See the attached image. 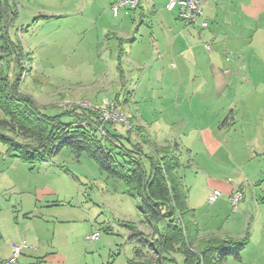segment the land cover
<instances>
[{"label":"rangeland","instance_id":"rangeland-1","mask_svg":"<svg viewBox=\"0 0 264 264\" xmlns=\"http://www.w3.org/2000/svg\"><path fill=\"white\" fill-rule=\"evenodd\" d=\"M251 1L245 0V13ZM9 5L17 10L18 15L14 20L9 19L11 14L0 20V35L5 34L12 41L18 40L24 51L23 72L19 78L22 92L47 107L45 113L48 115H58L70 106L97 107L108 115L107 120L119 124L122 134L127 133L126 129L136 127L121 111V105L114 102L118 89L126 87L116 79L113 63L103 61L102 48L88 40L91 36L88 30L94 27L96 19L84 12L89 5L88 0H9ZM250 27L251 35L256 34L254 23ZM250 38L245 39L249 42L245 46L252 47L258 43L257 36ZM11 65L10 74L13 73V63ZM14 76L16 78L13 73L12 80ZM254 76L251 74L252 79ZM159 86L155 82L152 85L140 83L138 88L134 87L133 95L126 88L118 94L119 102L124 105L132 95L138 98L140 108H146L145 104L150 106L152 101L145 103L142 98H150L151 93L156 102L153 94L159 96L167 91V86L164 85V91ZM190 87L193 89L195 85ZM262 87L247 85L248 94L263 93ZM250 104L249 109H254L253 102ZM176 116L172 112L169 115H152L149 120L155 119L156 127L175 134L170 136H179L183 134V128L180 126L178 129V123L172 124ZM149 137L152 139L151 135ZM169 143L172 145L173 141ZM192 155L194 159L193 156L184 157L182 167L186 170L182 169L180 173L188 189V204L193 209L194 220L202 231L204 226L217 225L224 230L246 218L248 222L252 219L250 223H264V205L248 208L246 214L240 215V204L238 210H233L230 204L219 206L221 197L209 204L204 193L207 183L203 173L216 167L222 174L229 171V178H233L240 174L241 169L223 162L217 166L202 153ZM8 161L10 165L5 167L7 174L0 176V186L5 189L1 190L0 204L9 210L8 219H5L14 223L13 217H16V223H21V227L29 223L31 228L30 237L22 233L18 241L25 239L32 246L39 239L45 249L54 246L58 254L65 256L67 264H128L135 247L140 246L130 239L129 227L141 231L147 241L152 240L151 227L139 212L137 199L126 194L123 183L100 171L88 156L76 158L63 148L46 162L29 164L17 161L12 165L15 160L8 158ZM38 189L42 191L41 195L37 193ZM24 214L30 218H24ZM92 233H99L98 239L87 240L86 237ZM142 249L141 258L154 260L150 246ZM247 249L246 254L245 250L242 252V262L229 257L226 264H264L262 247L253 245ZM253 253L257 259L251 257ZM175 257L181 264L182 256Z\"/></svg>","mask_w":264,"mask_h":264},{"label":"crops","instance_id":"crops-1","mask_svg":"<svg viewBox=\"0 0 264 264\" xmlns=\"http://www.w3.org/2000/svg\"><path fill=\"white\" fill-rule=\"evenodd\" d=\"M171 1L139 0L135 11L122 10L114 17L109 11L110 0H88L84 12L96 17L94 27L88 30L91 33L88 40L102 48L101 59L113 63L116 79L123 82L132 95L134 87L138 88L140 83L152 85L155 82L161 91L167 86L163 95L153 94L156 102L151 93L150 98H142L145 103L152 101L150 106L145 104L146 108H140L138 98L132 95L124 105L120 103L118 94L126 88H119L114 100L133 126L151 135L155 144L163 147L171 145V141L178 144L179 173L184 157L192 158V153H202L217 166L223 162L241 169L233 178H229V171L222 174L216 167L203 173L207 183L204 193L207 196L210 190H219L218 205L232 206L230 197L239 190L243 197L235 210L240 204V215H244L248 208L264 205V0H252L246 13L245 0H200L201 18L208 24L205 29L182 22L178 6L170 7ZM253 23L256 34L251 35ZM251 36H257L258 43L245 46L249 43L245 39ZM251 74H255L253 79ZM253 84L262 85L263 93L248 94L247 85ZM190 85H195L194 90ZM250 102L254 109H249ZM171 111L177 114L172 124L178 123V129L183 128L179 136H170L175 134L156 127L155 119L149 120L152 115H169ZM227 131L229 133H225ZM2 146L0 144V176L7 174L8 158L15 160L12 165L21 161L7 155ZM1 190L5 189L0 186L3 193ZM186 190L188 193L187 187ZM37 193L41 195L42 191L38 189ZM8 211L0 204V261L11 256L12 245L19 242L22 233L30 237L31 232L29 223L21 227L16 217H13L14 223H8L5 219H8ZM23 217L30 218L27 214ZM246 219L224 230L217 225L204 226L202 231L198 226L200 238L216 236L238 240L247 232L248 244L234 258L242 262V252L245 250L246 254L249 246L264 250V223H250L252 219L249 222ZM34 243L23 250L19 264H67L65 256L55 251L56 247L45 249L39 239ZM251 257L256 258L254 253Z\"/></svg>","mask_w":264,"mask_h":264},{"label":"trees","instance_id":"trees-1","mask_svg":"<svg viewBox=\"0 0 264 264\" xmlns=\"http://www.w3.org/2000/svg\"><path fill=\"white\" fill-rule=\"evenodd\" d=\"M9 14L14 20L18 12L11 9L9 0H0V20ZM0 39V144L7 155L33 164L49 161L67 148L76 158L88 156L100 171L121 181L125 193L137 199L152 235L147 241L141 231L129 227L130 239L140 246L128 264H178L177 255L182 256L181 264H226L229 257H238L248 244L247 232L238 240L200 238L179 173L177 143L158 146L138 127L122 134L119 124L105 120L97 107L70 106L58 115H48L47 107L20 89L25 57L20 42L5 34ZM147 246L154 260L141 258Z\"/></svg>","mask_w":264,"mask_h":264},{"label":"built area","instance_id":"built-area-1","mask_svg":"<svg viewBox=\"0 0 264 264\" xmlns=\"http://www.w3.org/2000/svg\"><path fill=\"white\" fill-rule=\"evenodd\" d=\"M177 5L179 8V19L186 25H197L201 29L207 28L208 24L202 20V7L200 0H172L170 7ZM139 6V0H110L109 9L111 14L116 17L122 10L125 12L135 11ZM226 72H229L227 70ZM105 120L108 118L107 114H103ZM221 197L219 190H212L207 195V202L209 204L215 203ZM242 193L236 190L230 197V202L233 209H236L238 202L242 199ZM99 233H92L86 237L87 240L95 241L98 239ZM31 248V245L25 240H21L18 243L12 245L11 256L5 260L0 261V264H19L18 259L22 254L23 250Z\"/></svg>","mask_w":264,"mask_h":264}]
</instances>
